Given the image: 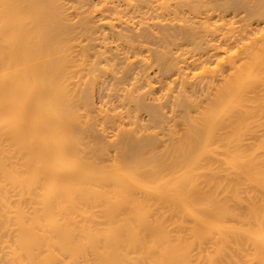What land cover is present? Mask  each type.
I'll use <instances>...</instances> for the list:
<instances>
[{"label":"bare ground","instance_id":"obj_1","mask_svg":"<svg viewBox=\"0 0 264 264\" xmlns=\"http://www.w3.org/2000/svg\"><path fill=\"white\" fill-rule=\"evenodd\" d=\"M170 1L0 0V264H264V0Z\"/></svg>","mask_w":264,"mask_h":264},{"label":"rangeland","instance_id":"obj_2","mask_svg":"<svg viewBox=\"0 0 264 264\" xmlns=\"http://www.w3.org/2000/svg\"><path fill=\"white\" fill-rule=\"evenodd\" d=\"M108 1L111 2L112 0H108ZM155 1H156V0H155ZM180 1H181L182 5H179V4H178V3H180ZM180 1L176 0V2H177L176 5L180 6V9H179V10H181V11L183 12V13H182V12H181V13L184 14V16H183L184 18L182 17V18H180V19L184 20L185 17L187 16L186 18H189V19H186V20H184V21H187V20H188V22L190 21V22H189L190 24H191L192 22L195 21L194 24H195V26H196V23H197V17H199L198 19H200L199 21H201V20H203V18L206 16V12L203 10V11L205 12V14H204L203 12H200V13H199L200 15L194 18V16H195L194 14H195V13H194V14H192L193 12L191 13V10H190L191 8H189V11L186 9V7H190V5L188 4V3H189L188 0H187V1L184 0V2H183V0H180ZM189 1H190V0H189ZM192 1H194V0H191V3H192ZM210 1H214V0H210ZM215 1H216V0H215ZM218 1L221 2L222 0H218ZM223 1H225V0H223ZM153 2H154V1H153ZM157 2H158V1H157ZM157 2L153 3V6H152V7H154V4H155V6H156V3H157ZM171 2L175 4V0H171L170 3H171ZM187 2H188V3H187ZM208 2H209V1H208ZM208 2H207V3H208ZM226 2H228V1L226 0L225 3H226ZM251 2H252V0L250 1V3H251ZM149 3H150V2H149ZM181 3H180V4H181ZM183 3L186 4V6H185V9L183 8V10H182ZM191 3H190V4H191ZM211 3H212V2H211ZM214 3H215V2H213L212 4L208 3V5H207L208 7L206 6L207 9L210 8L211 10H214V12H213V11H212V12H211V11H208L209 16H211V14L213 15V16L211 17L212 19L210 18L211 22H212V20H213L214 23H215V22L218 23V20H219V22H220L221 17H223L224 15H225L224 17L226 18V19L224 18V21H225V20L228 21L227 19H228L229 17H230V18H229V21H230V20L232 19V16H233V18H236V17H237L236 19L239 20V19H238V16L241 15V14H242V15L244 14V16L241 15L242 17H244V18H245V16L247 17L246 10H245V12H244V9H243V10L239 9V10H241V11H238V12H236V10H231V9H230V10L227 12V15H226V10L224 11V10H222L221 8H220V10H219L220 12L217 11V10L215 11V7H214V5H217L216 9H218V8L220 7V6L218 7V5H220V3H218L217 1H216L215 4H214ZM217 3H218V4H217ZM228 3H229V2H228ZM151 4H152V2H151ZM151 4H150V6H151ZM187 4H188V6H187ZM209 4H210L211 6H213V8H211V6L209 7ZM221 4H222V3H221ZM148 5H149V4H148ZM109 6L111 7V4H109ZM178 6H177V8H178ZM156 7H157V6H156ZM156 7H155V8H156ZM121 8L123 9V7H121ZM155 8H152L154 12H155ZM204 9H205V8H204ZM210 9H209V10H210ZM156 10H157V9H156ZM186 10L188 11V13H191V14H192V15H191V14L189 15L190 17L188 16V13H187ZM185 11H186V12H185ZM201 11H202V10H201ZM222 11H223V12H222ZM233 11H234V12H233ZM125 12H126V13H125ZM158 12H159V11L155 12L156 15H155V13L152 15L153 12H151V16H153V17H154V16H157ZM217 12H219V13H217ZM221 12H222V14H221ZM229 12H230V13H229ZM239 12H240V13H239ZM124 13H125V14H124ZM185 13H186L187 15H185ZM202 13H203V18H202V17L200 18V16H202ZM208 13H207V14H208ZM213 13H214V14H213ZM216 13H217V14H216ZM223 13H224V14H223ZM228 13H229V14H228ZM234 13H236L237 15L234 14ZM182 14H178V15H176V17H173V18H170V17H172V15H175V14L167 15V16H168L167 19L163 20V22H167V20H169L168 18H170V19H174V20H175V18H176L175 21H174V20H170V22L168 21V24H172V21H174V23H178V24H179V22H181L182 24H186L184 21H183V22H184V23H183L182 20H179V17L182 16ZM215 14H216V15H215ZM231 14H232V15H231ZM245 14H246V15H245ZM123 15H125V16H122V14H121V18H123L122 21H125V23L122 22V25H123V23H124V24H125L124 26H126V25L128 24V23H126V20L128 19V20H130V21H128V22H130V26H129V27H131V28L134 27L135 31H138V30L143 31V29H145V28L142 27V20H141V19H144L143 21H144V22L146 21L145 18H143L144 16H140V18H139V16L136 17V16H133V15L131 14V15L133 16V18L130 19V18H131V17L129 16L130 13L128 14L127 11H124V12H123ZM217 15H218V16H217ZM220 15H223V16L220 17ZM230 15H231V16H230ZM234 15H235V16H234ZM105 16L107 17V19H109V18L111 17V12H108V11H107V12L105 13ZM178 16H179V17H178ZM191 16H192L193 18H191ZM70 17H71V16H70ZM70 17L68 16V19H69L70 21H72V22H73V19L76 18V17L73 16V17H71V18H72V20H71ZM141 17H142V18H141ZM153 17H152V19H151L150 21H152V23L156 25L157 23H155L154 20L157 22V17H158V16L156 17V19H154ZM213 17H214L215 19H216V17H218V18L220 17V18H219V19L217 18L218 20L215 21ZM227 17H228V18H227ZM138 18H139V20H138ZM150 18H151V17H150ZM158 18H159V20L162 19L161 17H158ZM160 18H161V19H160ZM164 18H165V17H164ZM177 18H178V20H177ZM190 18H191L192 20H193V19H194V20L191 22ZM239 18H240V16H239ZM133 19H135V21H139V23H141V27H142V28L139 27L140 25H138V22L133 21ZM153 19H154V20H153ZM248 19H249V18H248ZM74 20H75V19H74ZM76 20H77V19H76ZM76 20H75L74 22H76ZM140 20H141V22H140ZM159 20H158V22H160ZM233 20H235V19H232V21H233ZM237 20H236V21H237ZM252 20H253V19H251L250 21H252ZM93 21H94L95 23H97V22H98V18L93 19ZM131 21L133 22V24H131V23H132ZM176 21H177V22H176ZM199 21H198V22H199ZM226 21H225V22H226ZM253 21H254V20H253ZM134 22H135L137 25H134ZM188 22H187V24H188ZM222 22H223V21H222ZM263 22H264V21H263ZM263 22H262V23H263ZM145 23H146V22H145ZM145 23H143V24L146 25V26L148 25V29H150V30L153 29V30H152L153 32L156 31L157 28L153 25V26L156 28V29H154V27L151 25V24H152L151 22H150V23H151V24H150V25H151L150 28H149V24H145ZM147 23H149V22L147 21ZM161 23H162V21H161ZM181 23H180L179 25H181ZM223 23H224V22H223ZM240 23H242V22L237 23V25H241ZM260 23H261V22H260ZM178 24H174V25H178ZM194 24H191V25H194ZM128 25H129V24H128ZM131 25H132V26H131ZM144 25H143V26H144ZM172 25H173V24H172ZM261 25H262V27H264L263 24H261ZM261 25H259V26H261ZM135 26H136V27H135ZM137 26H138V27H137ZM146 26H144V27H146ZM259 26H258V28H259ZM151 27H153V28H151ZM157 27H158V30H159V29H160V28H159L160 26L157 25ZM150 30H149V31H150ZM158 30H157V31H158ZM152 31H151V32H152ZM79 32H81V31H79ZM79 32H76L75 35H77V33H79ZM153 32H152V33H153ZM79 34H81V35L84 34L83 37L81 36L82 38H85L86 36H88V35H86V33H84V32H81V33H79ZM85 35H86V36H85ZM79 36H80V35H79ZM82 38H81V39H82ZM146 44H147V45H146ZM150 44H151V43H150ZM141 45H142V44H141ZM144 45H145L146 47H145ZM148 45H149V43H145V42H144V44L142 45V46L145 48V50H147V52H148V48H149V46H150V47L154 46V45H152V46H151V45L148 46ZM147 47H148V48H147ZM154 47H155V46H154ZM144 48H141V50H143ZM149 49H150V48H149ZM152 49H154V48H152ZM152 49L149 51L150 53H151ZM145 52H146V51H145ZM145 52H143V53H145ZM147 52H146V53H147ZM149 52L147 53V54H149V56L146 55V53H145V54H142V52H141V54H142V55H146V58H145V56H144V58L146 59L145 61L147 62V60H148V62L150 63V62H152L153 59H151L152 57H151V55H150ZM136 55H137V54H136ZM136 55H135V58H139V57L142 56V55H140V53L138 54V55H140L139 57H138V55H137V57H136ZM147 56L149 57V59H147ZM142 58H143V56H142ZM131 59H132V58H131ZM131 59H128L126 65H128V62H130ZM133 59H134V58H133ZM133 59H132V62H134V64L131 62V64H133V65H131V66H133L132 69H131V70H132L131 72H133L134 70L137 72L136 69L139 68V70H138L139 72H138V73H139V76H140L141 71H143V69L141 70V65H142L141 63H144L145 61H144L143 59H142V60H143L144 62H141L142 60H140V59H139V60H135V61L138 62V63H137L138 65H137V64H135V61H133ZM117 60H118V59H117ZM129 60H130V61H129ZM149 60H150V61H149ZM118 61H119V60H118ZM121 61H122V64H125V62H126V61L124 62L123 60H121ZM140 62H141V63H140ZM148 62H147V63H148ZM154 62H155V61H154ZM154 62H153V63H154ZM139 63H140L141 65H140ZM147 63H144V64H146V67L148 68L147 65H148L149 63H148V64H147ZM153 63H151L152 65H151V64L149 65V68H151L150 70H149V68H148V69H147V68H144V71H145V72H146V71H149V72H146V74H148V75H145V77H144L143 75L145 74V72L143 71V73H141L142 79H143V77H144V79L142 80V81H144V82H142V81L140 82V80H141L140 78H141V77H138V75H137L136 78H137V79L139 78L140 80H139V79H138L139 81L136 80V78L134 77L136 73H135V74L133 73L134 76L131 74V76H133V77H130V79L128 80V83H126V86L128 87L127 84H129V82H130L131 85H133L134 83H135V85H136L137 83H138V85H139V84L142 85V83L145 84V83L147 82V79H148V82H149L151 79L153 80L154 77H157V76H158V73H157V76H156V72H157V69H158V67H157V66H158V63H157V62H155L154 64H153ZM156 64H157V66H156ZM118 65H119V67H120V66H123V65H121V63L118 64ZM126 65H125V66H126ZM139 65H140V67H139ZM125 66H123V67L125 68ZM143 66H144V65H143ZM143 66H142V67H143ZM152 66H153V67H152ZM213 66H215V64H213L212 67H213ZM119 67H116V68L121 69L122 71L124 70L122 67H121V68H119ZM136 67H137V68H136ZM210 67H211V66H210ZM212 67H211V68H212ZM156 68H157V69H156ZM118 69H116L115 71L118 72ZM146 69H147V70H146ZM152 69H153V70H152ZM196 69H197V68H196ZM140 70H141V71H140ZM119 71H120V70H119ZM154 71H155V75H154ZM193 72H194V73H197V76H196V77H198V78H199V76L202 75L201 72L199 71V68H198L197 70L194 69ZM118 73H120V72H118ZM118 73H117V76H120L121 73H120L119 75H118ZM151 73H152V74H151ZM199 73H200L201 75L198 76ZM142 74H143V75H142ZM150 74H151V75H150ZM192 74H193V73H192ZM194 75H196V74H194ZM194 75H193V76H194ZM150 76H152V77L154 76V77L152 78V77H150ZM191 76H192V75H191ZM193 76H192V77H193ZM107 77H108V76H107ZM146 77H147V79H146ZM131 78H133V80H132ZM134 78H135V79H134ZM150 78H151V79H150ZM193 78H194V77H193ZM103 79H104V80H103L102 82L105 83V84H103V86H105V90H106V91L103 90L102 92H99V93H100V96H98L99 94L95 92V93H94L95 96L93 95V98L95 97V99H93V101L95 102V104H96L98 107L101 106V107L104 108V106H105L106 108H108V107L110 106L109 108L112 109L113 107H115V104L117 103L116 100H118V99H116V98H115L116 96H114V95H112V97H110V96H111V93H112V92H110L111 90H110V91L108 90V92H107V89H108V88H111V87H110V86H111V83H108V82H109V81H108L109 79H110V81H111V77H109V79H108V78H107V79H106V78H103ZM145 79H146V80H145ZM194 79H195V78H194ZM130 80L133 81L134 83L131 82ZM152 80H151V81H152ZM104 81H105V82H104ZM106 81H107V82H106ZM145 81H146V82H145ZM136 82H137V83H136ZM108 85H109V87H108ZM173 85H174V84H173ZM173 85H170L169 87H172V88H173ZM126 86L124 85V87H126ZM127 87H126V88H127ZM131 87H132V86H130L129 88H131ZM126 88H125V89H126ZM129 88H127V89H129ZM172 88L169 89L168 93L172 92ZM143 89H147V88H142V89H139V90H142V91H143ZM104 91H105V94H106V93H109V95H107V94L104 95V94H103ZM142 91H139V92H142ZM144 91H145V90H144ZM121 92H124V91H119V93H121ZM139 92H138V94H139ZM165 92H167V91H165ZM101 93H102V94H101ZM97 94H98V95H97ZM122 94H123V93H122ZM138 94H137V95H138ZM140 94H141V93H140ZM172 94H173V92H172ZM174 94H175V93H174ZM103 95H104V96H103ZM135 95H136V94H135ZM105 96H107V98H106ZM108 96H109V99H110V98H115V99L113 100V102L111 101V99L108 100ZM104 97H105V98H104ZM149 97H150V95H147V100L149 99ZM153 97H154V96H153ZM153 97H152V98H153ZM97 98H98V99H97ZM100 98H101V99H100ZM150 98H151V97H150ZM152 98H151V100H152ZM102 99H103V100H107V101L109 102V104H108L107 101L104 102ZM99 101L101 102V104H100ZM110 101L112 102V104L110 103ZM149 101H150V99H149ZM154 101H155V100H154ZM154 101L152 100V102H154ZM114 102H115V103H114ZM118 102H119V101H118ZM150 102H151V101H150ZM97 103H98V104H97ZM103 103H107V104H108V107L106 106V104H103ZM102 104H103L104 106H103ZM118 104H119V106L116 104V108H117L116 110H120V109H119V108H120V102H119ZM99 105H100V106H99ZM112 106H113V107H112ZM117 106H118V107H117ZM101 107H100V108H101ZM103 108H102V109H103ZM164 108H165V107H164ZM104 109H105V108H104ZM104 109H103V110H104ZM162 110H164V111H162L163 113L166 111V112H165L166 114L164 113V116H167V115L170 116V115H171V114H169L170 109H168V107L165 108V109H162ZM168 110H169V111H168ZM139 113H140V112H139ZM139 113H138V114H139ZM170 113H172V112H170ZM142 115H143V116H142ZM145 115H146V114L140 113V118L142 117L141 120L143 119V120H144V121L142 120L143 122H146V120H145V119H146V116H145ZM170 117H171V116H170ZM170 117H169V119H170ZM167 119H168V116H167ZM167 119H166V122H165L166 124L164 123L163 126H164V125H167V124L169 123V119H168V120H167ZM142 121H141V123H143ZM167 122H168V123H167ZM144 124H145V123H144ZM129 127L131 128V126H126L125 128H126V129H129ZM164 127H165V126H164ZM125 128H124V129H125ZM177 128H179V127H177ZM158 130L160 131V129H158ZM157 132H158V131H157Z\"/></svg>","mask_w":264,"mask_h":264}]
</instances>
